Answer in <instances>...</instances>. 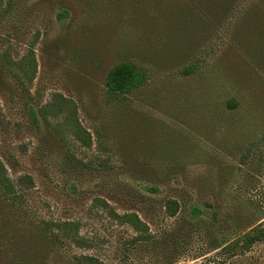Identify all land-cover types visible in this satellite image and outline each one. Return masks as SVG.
I'll return each mask as SVG.
<instances>
[{
    "label": "rangeland",
    "instance_id": "1",
    "mask_svg": "<svg viewBox=\"0 0 264 264\" xmlns=\"http://www.w3.org/2000/svg\"><path fill=\"white\" fill-rule=\"evenodd\" d=\"M178 2L0 0V163L15 185L30 178L26 221L77 222L89 245L60 252L264 264V0L187 18L169 13ZM119 61L145 74L127 93L105 86Z\"/></svg>",
    "mask_w": 264,
    "mask_h": 264
},
{
    "label": "trees",
    "instance_id": "2",
    "mask_svg": "<svg viewBox=\"0 0 264 264\" xmlns=\"http://www.w3.org/2000/svg\"><path fill=\"white\" fill-rule=\"evenodd\" d=\"M235 0H180L174 10L169 13L177 18H187L189 14L212 13L224 15L232 9ZM258 7H252L257 11ZM258 14L264 13L260 8ZM63 12L57 14L62 16ZM191 66L184 69L189 72ZM145 81L144 72L130 61H119L112 65L105 74V86L111 93H127L131 89L140 86ZM36 122L34 113L31 114ZM264 140V136L262 137ZM15 185L5 174L0 163V264H103L100 259L91 254H75L67 250L59 251V244L67 241L75 247L88 246V242L78 235V224L72 220L46 221L37 219L26 221L25 210L22 208L23 186L30 183L27 175H21L16 179ZM146 190L153 193V187H146ZM98 201V200H97ZM104 210L116 222L128 224L136 231L134 240H146L147 234L142 229L144 225L134 213H117L107 203L99 199ZM205 203V202H204ZM207 207L210 204L206 202ZM163 207L167 215H172L177 203L172 198L163 200ZM192 214L200 213V209L192 205ZM253 230L244 235L245 241L251 243L259 236V229Z\"/></svg>",
    "mask_w": 264,
    "mask_h": 264
}]
</instances>
